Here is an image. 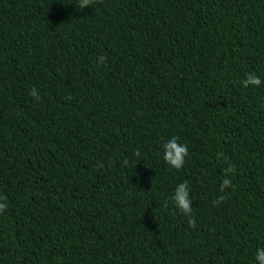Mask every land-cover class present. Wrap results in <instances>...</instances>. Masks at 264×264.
<instances>
[{"label":"trees","instance_id":"1","mask_svg":"<svg viewBox=\"0 0 264 264\" xmlns=\"http://www.w3.org/2000/svg\"><path fill=\"white\" fill-rule=\"evenodd\" d=\"M247 73L264 82V0H0V264H259L264 83ZM184 181L195 228L171 199Z\"/></svg>","mask_w":264,"mask_h":264},{"label":"clouds","instance_id":"2","mask_svg":"<svg viewBox=\"0 0 264 264\" xmlns=\"http://www.w3.org/2000/svg\"><path fill=\"white\" fill-rule=\"evenodd\" d=\"M94 0H79V7L83 10L87 6H93ZM107 62V57L100 55L96 58V63L104 64ZM243 87L247 88L249 86L259 87L262 80L255 73H247L245 78L240 81ZM29 95L37 102L40 101L41 97L38 90L33 86L29 92ZM65 99H71V97H66ZM141 155L140 151L137 149L133 152V156L139 157ZM189 155V150L187 144H182L179 142V138L176 136L171 137L169 140L163 144V160L174 169H181L186 163V157ZM223 153L218 154V158L222 157ZM130 163L129 159L125 158L123 160V166H127ZM98 168H103L104 164L97 162ZM235 167L229 164L228 167L223 169L224 177L221 180L220 187L218 191L221 193L216 200L213 201V205H218L229 198V193L226 189L232 188L231 175L235 172ZM174 202L175 207L186 217L189 218V227L195 228L196 221L192 218L193 209L191 207L192 199L190 198V188L187 181L179 183L171 197ZM7 197H0V214H3L7 208L8 203ZM165 209L168 207V201L164 202ZM256 261L259 264H264V248L257 249L255 255Z\"/></svg>","mask_w":264,"mask_h":264}]
</instances>
